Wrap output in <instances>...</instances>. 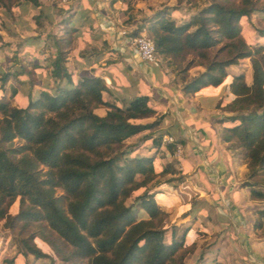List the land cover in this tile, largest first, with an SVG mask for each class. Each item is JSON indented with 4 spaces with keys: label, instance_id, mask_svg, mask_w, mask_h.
I'll use <instances>...</instances> for the list:
<instances>
[{
    "label": "trees",
    "instance_id": "16d2710c",
    "mask_svg": "<svg viewBox=\"0 0 264 264\" xmlns=\"http://www.w3.org/2000/svg\"><path fill=\"white\" fill-rule=\"evenodd\" d=\"M26 1L40 6L39 0H0V6L13 13L15 4ZM120 1L122 22L135 25L128 34L148 33L186 94L220 86L229 67L249 60L252 82L245 72L235 74L230 99H221L216 108L227 113L219 119L225 124L221 139L242 150L248 166L242 186L253 201H264V181L258 180L264 178V45L250 43L242 26L244 17L255 16L260 24L255 30L264 36V0H205L184 21L173 17L178 6L166 0H155L160 6L139 19L134 4ZM76 22L60 15L63 33L49 35L53 45L44 59L49 80L37 96L28 94L27 104L18 106L12 101L16 89L11 98L0 95V221L10 230L20 228L17 252L4 262L31 264L34 256L71 264H186L208 233L183 222L210 220L204 214L209 198H195L192 209L172 222L153 184L159 175L180 171L171 164L157 173L156 155L140 150L150 143L160 148L168 135L160 129L165 115L151 105L149 94L139 92L123 104L110 101L103 95L109 91L104 77L70 70L80 30ZM8 44L0 34V49ZM12 61L0 71L1 81L27 75L34 85L33 74L43 69L38 58L14 51ZM197 66L204 69L191 75ZM99 107L107 113L98 114ZM167 146L173 154L175 145ZM252 208L258 215L253 228L264 237V205ZM33 224L38 229L21 236Z\"/></svg>",
    "mask_w": 264,
    "mask_h": 264
},
{
    "label": "crops",
    "instance_id": "0c3cea01",
    "mask_svg": "<svg viewBox=\"0 0 264 264\" xmlns=\"http://www.w3.org/2000/svg\"><path fill=\"white\" fill-rule=\"evenodd\" d=\"M39 1V7L31 1H26L25 4H15L13 13H9L5 7L0 6V27L12 25L14 28L21 23L28 22L27 20L32 26V17L37 10H43L52 17L55 6L45 0ZM72 1L69 0V3L66 4L69 10L64 11V15H70L72 19H77L76 25L80 30L75 43L81 37L86 39L87 47L90 49L85 52L86 56L81 58L78 56L74 62H71L72 64L68 61L70 70L78 69L77 72L80 74L79 71L85 69L90 74L104 77L109 85V91L104 92L103 95L110 101L123 104L124 98L129 100L139 92L149 94L151 105L157 109L158 114L165 115L160 129L168 131V135H173L183 145L184 150L181 158L175 157L164 142L160 148H155L150 143L140 149L146 155H156L154 166L157 173H161L165 167L171 164L180 171L175 175H159L153 184L155 189L161 191L158 194V200L162 207L171 213L172 222L178 221L192 209L195 198H209V206L204 214L209 216L210 220L197 221L198 224L194 220L188 223L191 218L187 217L183 223L186 226L200 227L208 233L209 237L219 235V240H214L218 244L203 249L204 247L198 243L197 249L187 255L186 264H195L197 261L195 262L191 255L198 252H200L199 257H203L199 259L201 264H264V237H260L253 228L258 215L252 207L259 203L253 201L250 190L242 186V179L248 171L247 164L241 163L238 159L242 152L240 149L231 148L221 139V130L225 124L221 123L219 119L227 113L216 108L221 99H230V84L235 74L245 72L248 83L252 82L249 60L243 59L240 64L229 67V75L232 76L230 81L225 80L220 86L204 87L195 94H186L182 90V82L168 66L163 64L164 61L160 67H154L142 60L136 50L126 43L125 37L121 35L120 31L126 28L131 31L135 25H126L122 22L120 18L122 1L113 3L112 0H92L89 8L87 0ZM44 2L46 5L42 4ZM168 5L176 4L172 0ZM136 6L135 17L139 19L142 16L150 15L160 5L156 1L142 0L141 4ZM195 13L196 10L192 14ZM81 16L84 19L80 18ZM59 19L60 15H58L57 22ZM246 21L248 22V18L244 17L242 26L246 39L252 44L264 45V36H260L258 33L254 36L250 35L248 38L245 30ZM59 25L62 27L61 24H54L53 28L59 27ZM12 30L9 27L0 28L3 40L9 43L5 48L0 49V71H7L8 67L13 64L14 51H17L21 58H25L19 52L18 42L32 36L35 44L40 43L38 41L40 38H35L39 36L35 31L32 33L34 35H29V31L26 35L22 30H20L21 33ZM51 32L58 34L55 31ZM253 32L251 31V34ZM62 33L63 30L59 34ZM48 37L47 35L46 38ZM97 41L101 46L106 44L107 50L101 47V50H104L100 59L88 58V55L92 54L90 53L91 48L98 46ZM24 44L26 46V41ZM89 44L93 47H90ZM76 47L74 46L73 55L69 57V60L75 56ZM48 55L47 53L46 57ZM30 59L37 60L32 57ZM40 65L43 69H39V71L46 68L44 63L40 62ZM120 65L125 67L127 72L133 73L137 79H121L124 81L121 84L114 77V72ZM203 69V67L197 66L192 68L190 73L195 75ZM46 72L45 80H35L33 86L27 75L11 76L4 81L5 85L0 80V95L11 98L14 89L22 90L26 84H30L31 88L38 87L39 93L48 83V68ZM38 93L33 95L37 96ZM105 93H109L108 96ZM22 95L25 97L22 99L27 102L28 95L24 93ZM14 97L12 101L17 105ZM96 112L105 115L107 108L99 107ZM145 133L132 138L131 141L139 139ZM171 178L174 180L168 182ZM210 206L213 209H209ZM234 234L236 239H229Z\"/></svg>",
    "mask_w": 264,
    "mask_h": 264
},
{
    "label": "rangeland",
    "instance_id": "374dc122",
    "mask_svg": "<svg viewBox=\"0 0 264 264\" xmlns=\"http://www.w3.org/2000/svg\"><path fill=\"white\" fill-rule=\"evenodd\" d=\"M129 1L132 4H134L135 9L137 7L136 5L141 4V2H142V0H129ZM151 1L155 2V0H151ZM171 1L172 0H166V3L168 4ZM187 1H190L191 4H189V2H187ZM204 2H205V0H184L182 3H178L177 0H174V3L178 6V8L173 11V16L177 21L189 20L193 16L192 13L195 10H197L196 6H198V5L201 6L204 4ZM50 3H52L55 6L54 7V11H55L54 14L55 15L53 14L52 17H50V15L46 14L45 11H43V10H37L36 13L34 14V16L32 17V19H33L32 23H31L32 26L30 25L29 20H27L28 22L21 23L20 25H17L14 28H12L13 27L12 25L0 27V28H2V27L8 28L9 27L11 30L13 29L16 32L18 31L19 33H21L20 30H22V32H24L26 35H27V31H29V33H28L29 35H34V34H32L33 31H35V33L39 34V36H36L35 38H40V40H38L40 43L35 44V41L32 39V36H30V37H26L25 39H23L24 41L18 42L17 47L20 49L19 52H21L20 53L21 56H24L27 59H30L31 57L32 58H38V60L44 64H46V62L44 61V59H45L44 57H46L47 53L49 54V51L53 45V39L50 38V36H49L50 34L51 35L53 34V32H51V31L58 32L57 35H61L59 33L61 30H63V28L60 25H59V27L57 26V27L53 28L54 24H56V25L60 24V22H59L60 19L57 22L58 15H62L66 19H72V17L70 15L69 16L64 15V11L69 10V8L66 7V4H60L58 2H50ZM86 3H87V7L89 8V7H91L92 0H87ZM156 3H158L160 5L161 2H156ZM42 4L46 5L45 2ZM23 14H25V13H23ZM54 22H56V23H54ZM257 26H260V24H259V22L255 16L252 17L251 20L248 19V22L246 21V23H245L246 29L245 30H246V34H247L248 38L250 35L254 36L255 34H257V31L255 30V27H257ZM126 29L129 31L128 28H126ZM251 31L252 32L254 31L253 34H251ZM146 34L148 35V33H146ZM47 35L49 36L48 38H46ZM25 41L27 43L26 46H24ZM14 44L16 45V43H14ZM97 44H98V46H95V48H91L90 53H92V54L90 56L88 55V58L92 57V59H95V58L100 59V56H101V53H103V50L104 49L107 50V48H108L106 44L101 46V44L98 41H97ZM99 45H100V48H99ZM74 46L75 47L77 46L76 47L77 49L75 50V56H72L70 58L71 59V60H69L70 63L74 62L78 56H79V58L86 56L85 52L87 51V49H90L89 47H87L86 39H83L81 37L78 39V41L75 43ZM90 47H93V46L90 45ZM101 47H103L104 49L101 50ZM82 53H84V54L82 55ZM94 56H96V57H94ZM124 61L126 63V60H124ZM82 63L84 66L86 65L84 63V61ZM163 64L165 66H168V64L165 61ZM47 68L48 67H46L44 70L37 72L36 74H33L34 81L35 80L36 81L45 80L46 74H47V72H46ZM116 70L117 71L114 72V75H115L114 77H115V79L119 80L121 82V84L124 82V81H121V79L122 80L123 79L136 80L137 79L133 73L127 72L126 68L121 66V65L118 66ZM191 74H192V72H191ZM231 78H232V76L228 75L226 78V81H230ZM2 82H3V85H5V82L4 81H2ZM38 91H39L38 87L37 88H31L30 84H26V85H24L22 90H17V92L15 94H14V91H12V94H14V96H15L14 98H15V102L17 103V105L22 106V105L27 104L22 99V98H25L22 95L23 93L26 95H28L30 93L31 94H37ZM10 93H11V91H10ZM108 94L105 93L106 96H108ZM136 140H134V141H136ZM238 159L241 163L245 162L243 152H240ZM247 168H248V166H247ZM248 173H249V169H248L247 173L245 174L244 178L242 179V181H245L248 179ZM258 180H262V182H263L264 178H258ZM142 191H143V189L135 192V195L138 193H141ZM128 202H131V199ZM257 203L264 205V201L257 202ZM18 209H19V198L16 200V203H14L10 206V212L13 214L14 211L18 210ZM248 216H250V215L248 214ZM192 221L193 220L190 219V221L188 223H191ZM37 229H38V225L33 224L21 236H23V235L27 236L30 232L37 230ZM19 234H20V228L15 229V230H10L7 227H5L4 220L0 221V264H5L4 261L6 259H10L16 254V252H17V235H19ZM260 234L264 235V230L261 231ZM218 236L219 235H217V236L214 235L212 237H209V235H207L204 238H201L198 242L201 244L202 247H204L203 249H206L209 246H214V245L218 244L217 242H214V240H217V241L219 240ZM229 239H231V240L236 239L235 234L233 235V237H230ZM199 254H200V252H198L194 255H191L192 259L195 260V262L197 261L196 262L197 264H201L199 259L203 258V257H199ZM29 261L31 264H71V263H65L58 258H53V260H52V258H50V257L36 259L34 256H30ZM203 263H205V262H203Z\"/></svg>",
    "mask_w": 264,
    "mask_h": 264
},
{
    "label": "built area",
    "instance_id": "2783aa9c",
    "mask_svg": "<svg viewBox=\"0 0 264 264\" xmlns=\"http://www.w3.org/2000/svg\"><path fill=\"white\" fill-rule=\"evenodd\" d=\"M47 2H58L60 4H68L69 0H45ZM121 35L125 37L126 43L131 45L140 58L146 63L154 66L160 67L162 65V58L157 54L154 41L146 33L138 36L129 35L127 29H122L120 31ZM163 142L166 144H174L175 151L173 155L177 158H181L183 155V145L178 142V140L173 135H165Z\"/></svg>",
    "mask_w": 264,
    "mask_h": 264
}]
</instances>
